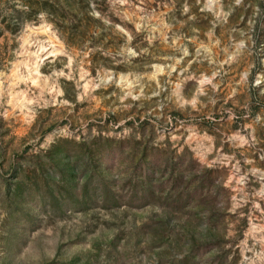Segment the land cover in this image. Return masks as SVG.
Here are the masks:
<instances>
[{"label": "rangeland", "instance_id": "374dc122", "mask_svg": "<svg viewBox=\"0 0 264 264\" xmlns=\"http://www.w3.org/2000/svg\"><path fill=\"white\" fill-rule=\"evenodd\" d=\"M0 264H264V0H0Z\"/></svg>", "mask_w": 264, "mask_h": 264}]
</instances>
